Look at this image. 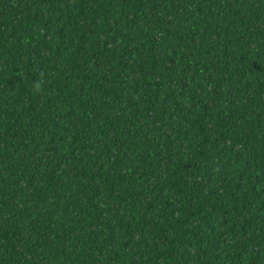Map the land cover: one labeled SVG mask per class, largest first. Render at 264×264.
<instances>
[{"label":"trees","instance_id":"trees-1","mask_svg":"<svg viewBox=\"0 0 264 264\" xmlns=\"http://www.w3.org/2000/svg\"><path fill=\"white\" fill-rule=\"evenodd\" d=\"M0 264H264V0H0Z\"/></svg>","mask_w":264,"mask_h":264}]
</instances>
